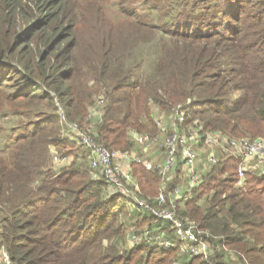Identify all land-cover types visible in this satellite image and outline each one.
I'll use <instances>...</instances> for the list:
<instances>
[{
    "label": "trees",
    "instance_id": "1",
    "mask_svg": "<svg viewBox=\"0 0 264 264\" xmlns=\"http://www.w3.org/2000/svg\"><path fill=\"white\" fill-rule=\"evenodd\" d=\"M115 1L0 0V93L8 89L14 104L0 114V250L12 264H264V176L247 174L246 187L238 185L239 159L219 151L216 164H202L192 197L178 200L179 215L214 250L209 259L179 242L131 248L133 216L142 227L162 222L94 177L82 147L61 136L71 126L57 104L83 123L104 94L94 135L117 151L140 148L133 135L154 133L157 116L177 110L187 124L198 115L213 133L259 137L264 0ZM83 3L101 6L95 17L106 29L87 71L75 56ZM110 8L118 10L114 20L102 15ZM51 144L72 153L71 164L53 165ZM132 172L140 185L152 182L146 199L157 204L163 177L139 164Z\"/></svg>",
    "mask_w": 264,
    "mask_h": 264
},
{
    "label": "built area",
    "instance_id": "2",
    "mask_svg": "<svg viewBox=\"0 0 264 264\" xmlns=\"http://www.w3.org/2000/svg\"><path fill=\"white\" fill-rule=\"evenodd\" d=\"M95 114L100 115L102 111L99 110ZM172 117L175 123H172V130L169 134L166 133L165 120L162 115V117L156 118L157 132L135 133L133 135V139L140 145L145 155L142 153L138 155V152L111 150L105 144L99 142L95 135L86 134L82 131L77 123H72L71 129L82 146L88 150L89 167L94 177H104L111 189L119 191L127 197L129 206L136 210L144 209L150 217L155 218L156 224L159 221L162 222V225L158 228L146 227L140 230L137 229V222L131 221L130 224L128 223V226H130L133 222L131 228L136 227L134 230H129L128 227V246L133 248L137 244L145 242L146 244L171 248L176 242H179L181 250L185 253L202 255L209 259L214 252L210 247V243L200 236L201 232L197 230L195 223L190 218L183 217L178 213V200L183 197H192L191 190L188 191V195H184L180 186L175 187L170 196V202L166 205L169 198L166 193L167 182L170 180L169 176L182 160V163L187 167L191 187L193 188L199 184L201 179V173L198 170L199 156L194 144L203 141L214 148L225 144L227 150L239 159L237 169L238 185L245 186L248 172L264 176V138L242 137L237 139L219 133H208L201 122H195V125L190 127V124H187L186 114L180 110H177ZM197 134H199L198 137ZM194 140L195 143L192 142ZM179 148H181L180 154ZM156 150H160L163 156V160L159 162V165H156L157 162L154 163L148 156L149 152ZM213 150L208 155V162L211 165L219 161L218 154ZM58 160L61 165H68L71 156L67 154L65 157L58 158ZM126 164H128V171L125 168ZM134 164H142L145 168L157 172L163 177L162 186L157 194V204H152L145 198L138 196L139 189L133 182L132 175ZM3 256L7 264H12L7 251L3 252ZM209 264L214 263L209 261Z\"/></svg>",
    "mask_w": 264,
    "mask_h": 264
},
{
    "label": "rangeland",
    "instance_id": "3",
    "mask_svg": "<svg viewBox=\"0 0 264 264\" xmlns=\"http://www.w3.org/2000/svg\"><path fill=\"white\" fill-rule=\"evenodd\" d=\"M110 1L112 3H116L117 2L115 0H110ZM111 2L108 3V6H110ZM83 5L84 6L80 7V16L83 18V20H82L81 24L79 25L80 29L78 30V35H77L78 36V45H77V48L75 50V56H76V58L78 60V64L80 65V67L83 70L87 71L88 67H89V62L95 61V58L97 56L95 51L98 49L100 43L102 42V39H100V37L106 31V29H105V26H104V22H99L97 20V18L95 17V12L102 11L101 6H99L98 4H87V3H83ZM101 5L103 6V4H101ZM117 13H118V10L116 8H110L109 10H105V11L103 10L102 15L107 16L108 20L111 19V17L114 20V19H116V17H118ZM99 30H100V32L98 34ZM116 39H117V37H116ZM39 43L40 42L38 40H34L31 45H32V47L34 49L37 50L40 47ZM7 90L8 89H6V92H4L5 89H3L2 92L0 93V114H3L2 112L4 110H7V109L11 110L13 108V106H14V104H12V102L10 100V97H8ZM104 97H105L104 94H100V95L97 96L98 99H97L96 103L94 105H91V109H90L88 115L84 118L83 123L69 121L68 118H67V115L65 113V109L63 107H61L59 102H58L57 103L58 106H59L58 112H59V114L61 116L62 122L65 125H66V123H69V126H71L70 124H72V123H77L79 128H81L82 131H84L86 134L94 135L95 128L97 126L98 117H99L98 114H95V112L97 113L99 110H101L102 113H103V111H104L103 108L105 106ZM100 102H102V103H100ZM162 114L163 113H161V116H157V117H162ZM172 118L173 117H171V119L170 118L164 119L165 120L166 133H168V134L171 132L170 124H169L170 121H172L173 124L175 123V120H173ZM194 118L195 119L190 122V127L194 126L195 122H199L200 121V117H198V115H196ZM5 120H6V118H1L0 117V125L2 123H5ZM155 121H156V124H157V119H155ZM65 125H64V127H65ZM157 131H158V129L155 132H157ZM205 131L208 132V133H213V132H210L209 130H205ZM61 136H69V137H71L72 140L74 139L73 141H75V143L80 148L82 147V149H80V153H83L84 156L86 155V157L89 159L88 150L85 147L82 146L80 141L76 138V135L72 131V129L65 127L63 129V132L61 133ZM198 136H199V134H197V137ZM229 137L240 139L239 137L230 136V135H229ZM259 137L264 138V134L259 135ZM246 138H254V137L246 136ZM195 140H196V138H195ZM195 140L192 141V142L195 143ZM194 145H196L194 147L197 150V153H198V156H199V160H198L199 173H203V170L201 168L202 164H206L207 163V166H208V164H210L208 162V155L211 152V150L214 149L217 154H219V151H221V152H229L227 150V147L225 146V144H223V146L218 145V147L216 146L214 148L212 146L207 145L205 142L202 141V143L194 144ZM136 150L138 152L137 153L138 155H140V153L145 155V152L142 151L141 147L140 148L139 147L136 148ZM180 153H181V148H179V154ZM67 154L71 156V161H70V163H68V165H69L74 160L75 156L72 153H70L68 150H66V149L63 150V151L59 150V148L56 147L55 144L54 145L51 144V155H50V157H51V161L53 162V165H55L57 167L64 166V165H61V163L58 160V158L65 157ZM156 162H157L156 165H159L160 160L156 161ZM88 163H89V160H88ZM139 165H142V164H139ZM125 168L128 171V164H126ZM209 168L210 167H208L207 170ZM138 170H140V169H138ZM139 172H140L139 174H142L144 171L141 170ZM139 174H138V177H140ZM248 174L257 175V174H254L252 172H248ZM132 175H133V182L135 183V185L138 186V189H139V191L137 192L138 196H141V197L146 199L147 195H149L151 193V191L153 190V188L155 186L152 184V182L149 183V184H144L142 186V184L141 185L139 184V181H138L139 179L136 176H134V173ZM169 177H170V180L167 182L168 184H167V187H166V193L169 190L170 183L171 182L175 183L176 181L178 182V183L176 182L177 185H179L182 188V191L184 192L185 195H188V191H190V190H191V192L193 191V188L191 187V184H190V176H189V173L187 171V167H185V165L183 163H179V165L176 167L175 171L172 172ZM246 185L247 184H245L244 187H246ZM145 193H147V195ZM137 211H139V209H137ZM136 216H137V214H136ZM132 218H133L132 221H135V222L138 221L136 217L133 216ZM123 219L126 220V218H124V217H123ZM128 223L130 224V222H128ZM139 223L140 222H138L137 229L140 230V229H145L146 228L145 226H143V227L140 226ZM132 224H133V222L131 223V225ZM131 225L128 226L130 228L129 230H131V229L134 230L136 227L133 229V228H131ZM170 237L173 238L172 235H170ZM151 248H153V247H151ZM4 251H6V250L5 249H1L0 250V264H7L5 262L4 256H3V252Z\"/></svg>",
    "mask_w": 264,
    "mask_h": 264
},
{
    "label": "crops",
    "instance_id": "4",
    "mask_svg": "<svg viewBox=\"0 0 264 264\" xmlns=\"http://www.w3.org/2000/svg\"><path fill=\"white\" fill-rule=\"evenodd\" d=\"M132 152H137V150H135V151H132ZM149 155L148 156H150V158H151V160L153 161V162H156V161H159L160 160V162L163 160V156H162V152L160 151V150H156V151H153V152H149L148 153ZM152 171V170H151ZM154 172V171H153ZM172 195V194H171ZM156 196V195H155Z\"/></svg>",
    "mask_w": 264,
    "mask_h": 264
}]
</instances>
